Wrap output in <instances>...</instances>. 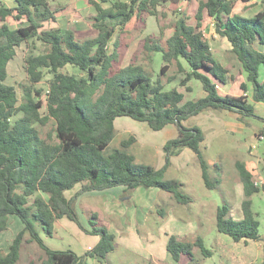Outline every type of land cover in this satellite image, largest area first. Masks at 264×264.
Listing matches in <instances>:
<instances>
[{"label":"trees","instance_id":"obj_1","mask_svg":"<svg viewBox=\"0 0 264 264\" xmlns=\"http://www.w3.org/2000/svg\"><path fill=\"white\" fill-rule=\"evenodd\" d=\"M88 1L96 10L91 25L96 35L79 39L72 29L46 28L57 21L59 13L49 0H0V234L8 230L12 216L23 224L9 251L0 250V264H18L27 244H36L43 253L29 264H87L91 258L103 264L116 249V236L95 213L90 219L93 231L82 226L75 206L80 196L117 187H145L157 188L179 204L189 205L194 198L184 191L183 183L165 179L173 156L191 150L206 188L217 189L220 182L209 174L203 152L205 132L184 123L203 112L221 110L236 113L242 120L261 118L254 103L264 104V0L254 15L236 11L238 4L254 0H189L198 3L195 25L185 17L169 19L164 12V4L179 0H111L109 8ZM151 17L159 23L168 20L160 25L158 36H147L141 46L144 60L162 55L163 67L156 77L135 60L124 66L121 43L115 41L118 33H127L133 20L145 29ZM206 18L229 41L231 54L247 76L241 96H224L216 88L236 79L212 52L203 33ZM167 30L172 31L169 37ZM24 44L33 49L39 44L42 51L27 53V78L19 84V94L7 84L8 66ZM68 66L79 75L67 72ZM172 66L178 67L184 79L167 89L175 77H168L167 82L163 77ZM194 80L206 95L189 100L187 94L193 92L189 84ZM122 117L146 123L154 132L169 125L178 128L179 136L164 145L163 168L136 162L130 152L137 143L134 135L123 140L121 148L108 151L117 133L115 121ZM50 127L52 131L45 133ZM237 169L244 185L243 218L234 219L226 204L217 211V231L235 243L261 241L264 249L253 201L264 192V185H255L244 164L239 163ZM78 186L79 191L68 198L66 194ZM64 218L100 237L98 244L83 256L71 249L50 248L43 235L53 238L57 223ZM196 249L203 256L213 255L200 237L195 241L169 238L167 250L177 264H192Z\"/></svg>","mask_w":264,"mask_h":264},{"label":"rangeland","instance_id":"obj_2","mask_svg":"<svg viewBox=\"0 0 264 264\" xmlns=\"http://www.w3.org/2000/svg\"><path fill=\"white\" fill-rule=\"evenodd\" d=\"M58 1L74 3L77 0ZM262 1L263 0H254L251 4H248L245 7L241 6V4H238L236 11L246 14L251 13L247 15L257 14L262 8ZM164 7L165 8H163V10L168 14L169 19L185 17L191 24L195 25V16L198 11V3L193 5L192 3H188L187 0H180V2L177 4L166 3L164 4ZM167 21V18H163L161 23H159L155 17H151L148 19L147 27L145 29L142 25L138 26L135 21H132L127 27V33H118L116 35L115 41L121 43L120 52L122 54V63L124 66L129 65L135 60V62L145 65L155 77L161 72L163 67L162 55L156 54L153 57V61L148 59L144 60L141 46L143 40L147 36L151 34L158 36L160 34V25H165ZM78 26L80 28H78ZM48 27L49 26L46 25V28ZM73 29L78 31L79 39L90 38L94 36L92 32L87 35L89 30H87L88 28L86 25H77L76 27L74 24ZM166 33L167 37H169L172 34V31L167 30ZM204 33L215 58L230 70V74L233 75L237 81L229 82L223 91L225 93H229L230 95L237 94L241 90L240 85L247 83V76L241 71L239 64L231 54V44L226 38H222L217 33L215 24L209 18L205 19ZM94 34L96 35L95 31ZM36 47V49H33V46L28 48L24 44L21 48L17 49V56L9 64V76L7 79V84L17 88L19 94V84L24 82L27 78L25 72V57L27 53L30 50L36 53L42 51V47L39 44ZM66 71L78 75L80 73L77 69H74L71 66H68ZM168 77H175V79L171 84L167 83V89L177 87L184 79V76L179 73L178 67L176 66H172L167 75L163 77L164 82L168 81ZM47 81L48 76L45 79V82L42 84L44 88H47ZM189 85L193 88V92L187 94L189 100H197L205 97L206 94L202 88V85L198 81L194 80ZM181 89L184 90V88ZM121 121H128L127 130L124 131L120 129V131L116 133V137L110 144L108 151L112 152L116 148H121V142L128 138L131 135L130 132L133 131L138 133V136L142 137L143 139L149 137L151 140H153V146L149 149L147 148V150H142L137 145L131 147L130 152L135 156L136 162L140 164L151 165L156 168L163 167L166 164V156L164 154L165 152L164 150H161L159 147H157V144L162 142L166 133L154 132L146 123L137 122L128 117L120 118L117 122L118 126L120 125ZM51 131V127L45 129V133ZM210 144L211 142L209 141L205 146V158L212 163L214 174L211 178L215 181H221L219 188L214 190L206 189L200 175L201 170L199 168V164H197L199 162L189 161L190 159H188L187 155H183L181 158H179L185 163L176 164L175 166L172 165L173 167L171 166L165 175L166 180H180L181 182L187 184L186 191L196 200L192 206H186L181 210L187 217H194V215L196 216L195 218L191 219L190 223L188 224L191 225L193 229H196V237L188 236L190 238L187 237L184 238V240L195 241L197 237H200L205 241L206 247L213 251L212 256L206 257L203 256L198 249H196L195 261L192 264H261L264 261L263 256L260 255L259 258H255L254 254H249L244 257V254L241 253L242 250H245L242 243L237 245L230 237L220 234L217 231L216 215L218 209L226 204L236 205L239 202L237 201V198L232 196L230 190L228 191L223 173L225 162L229 161V158L233 156V153L230 151L229 147L223 143V138L216 140L213 145ZM198 169L200 171L199 174ZM193 175H195V178ZM188 180L191 181L189 185ZM75 192L76 191H71L67 193V196L71 198ZM163 194L165 196L168 193L162 192L157 188L148 189L145 187H140L136 190H128L125 187H117L106 191L85 194L76 202V211L82 226L87 230L93 231L92 226L90 225V219L92 214L95 213L98 215L100 223L104 224L108 230L114 234L112 229L113 225L110 221L112 216H119L121 219L126 220L130 219L132 216L136 217V213H138V215L141 214L142 216V212L148 210V207L153 204L157 206V210L165 209L166 213H168L167 209L169 211H177L176 207L178 202L174 198L173 199L176 202H173L174 200L169 199L171 200L169 201L171 204L166 209L164 204L166 200L162 198ZM254 209L255 211H260L261 213L259 220L262 222L261 234L264 235V197L256 200ZM233 210L235 213H232L231 210L232 216L236 219H240V213L238 215L235 211L236 209ZM239 210L241 211V208H239ZM154 214L157 215L156 210ZM138 218L140 217L138 216ZM148 218V223L157 226V229L162 231L158 241L159 248L153 249L152 252L158 259L162 261L168 257L171 259L172 257L167 250L168 243L166 234L175 235V232L177 230L180 231L181 226L183 225L177 224L176 222H168V219L165 222H159L157 216L149 215ZM63 221L67 224V229L65 226H61V229L57 223L54 237L49 238L44 236L46 244L54 250L71 249L79 256H83L86 253L88 246L93 245V242L95 241L94 239L96 237L82 231L73 222L67 220ZM148 223L146 224L149 226ZM130 228L132 229V227ZM130 228L129 231L133 241L129 239L118 240L120 245H116L115 252L111 253L107 259L111 264H149L148 260L150 259L146 256L147 254L143 248L147 241L146 236H148V233L146 234V231L144 230V234H142L145 235V239L140 237L136 239V234L133 233ZM22 229L23 224L19 218L12 216L10 218L8 230L0 234V250L8 252L14 238ZM224 242H227L228 244L226 245ZM160 243H163V246H160ZM129 247H132L133 249H129ZM42 254V251L36 244H27L22 251V256L18 264H29L31 260L38 259ZM245 258L248 259L246 262H244ZM93 262V259H88L87 261L88 264H93ZM97 264H99V262H97Z\"/></svg>","mask_w":264,"mask_h":264},{"label":"crops","instance_id":"obj_3","mask_svg":"<svg viewBox=\"0 0 264 264\" xmlns=\"http://www.w3.org/2000/svg\"><path fill=\"white\" fill-rule=\"evenodd\" d=\"M49 1H50V4L53 6V8L58 10L59 13L57 14V21L56 22H51V23L46 24L49 26L48 28L58 27V28H61L63 30H67V29L74 30L73 29L74 24L76 27H77V25H86V27L88 28L87 30H89L87 35L92 32L93 35L95 36L94 30H93L91 25H92V18L96 14V10H95V7L89 3L88 0H77L74 3H65L64 1L61 2L58 0L57 1L49 0ZM95 1L100 3L103 8H109L111 6V2H110L111 0H106L104 2L102 0H95ZM179 2H180V0H179ZM187 2L192 3L193 5L197 4L196 1L187 0ZM80 4H82V5H80ZM241 6L245 7L247 5L241 4ZM80 10H83V11H80ZM247 14H251V13H247ZM209 19H211V18H209ZM133 21H135V20H133ZM211 21H213V20L211 19ZM204 23H205V21H204ZM12 25L15 26V23H12ZM78 28H80V27L78 26ZM203 28H204V24H203ZM87 30H85V31H87ZM74 31L76 32V35L78 37V31H76V30H74ZM261 78H262V80H264V71L263 70H262ZM235 82H237V81H235ZM241 85H240V89H241ZM226 87L227 86H221V89L219 90L221 95H224V96L230 95L229 93H227V92L225 93L223 91V90H225ZM242 93H243V91L241 89L240 92H238L237 94L230 95V96L238 97V96H241ZM254 106H255L256 114L259 117H261L260 119L254 118V117H249V118L242 120L240 118V116L236 113L221 110V111L203 112V113L199 114L198 116L190 118L189 120H187L184 123V125L187 127L198 126V127L202 128V130L205 132L206 138H205V141L203 143V152H204L205 146L207 145V142L210 141L211 142L210 145H213V143L216 140L223 138V143L226 146H228L230 151L233 153V156L229 158V161L225 162L223 173L225 176V183L228 187V191L230 190V192L232 193V196L237 198V201L239 202L236 205L230 204L231 208L233 206V209H236L235 211L238 215L240 213V219H236L232 216V213L234 212V210L232 209L231 216L236 220H241L243 218L242 202L244 200V185L241 181V178H240V175H239V172L237 169V165L239 163L244 164L247 167V169L252 173V175L254 177L253 181L254 182L259 181L261 183V185L259 187H262L264 185V139H262V138H264V104L254 103ZM122 118H124V117H122ZM119 119L120 118H118L115 121V127H116L117 132H119L120 129L126 131L128 121H121L120 125L118 126L117 122L119 121ZM130 131H132V130H130ZM159 132L166 133L164 135V139L162 140V142L157 144V147H159L161 150H163L164 145L167 141H169L171 139H175L179 136V130L175 125H169L166 128H164L162 131H159ZM130 133H131V135H134L136 137L137 143H135L134 145H137L140 149L147 150V148L149 149L150 147L153 146V140H151L149 137L143 139L142 137L138 136V133H136V132L132 131ZM183 155H187L188 159H190L189 161L198 162L194 153L189 149H185L179 155L172 157V159H171L172 165L175 166L176 164L185 163L179 159ZM204 156H205V153H204ZM207 162L210 165L209 174H210V177H212V175L214 174L213 169H212V163L209 162L208 160H207ZM197 164H199V163H197ZM160 168H163V167H159L158 169H160ZM199 168L201 170V173L198 169V174L200 173L202 180H203L202 169L200 167V164H199ZM200 175H198V176H200ZM193 177L195 178V175H193ZM203 182H204V180H203ZM219 182L221 183V181H219ZM182 183L184 185V191L187 194H189L186 191V185L187 184H185L184 182H182ZM190 183H191V181L188 180V185ZM192 183H194V182H192ZM79 189H80V186L76 187L73 191L77 192V191H79ZM192 189H194V188H192ZM162 192H164V191H162ZM91 193H93V192H91ZM86 194H88V193H86ZM84 195L85 194H83L82 196H84ZM189 195H191V194H189ZM82 196H80V197H82ZM162 196H163L162 198H164L166 200V202H164V204H165L166 209H167V207L170 206V204H171V202H169L171 200H169V199L174 200L173 196L169 193L165 196L163 194ZM263 197H264V192H261V193L255 195L253 197L254 207L256 204V200L261 199ZM173 202H176V201L174 200ZM195 202H196V200L194 199L193 203H195ZM193 203H191L189 205H181V204L177 203V207H176L177 211H169L167 209L168 213H166L165 209L157 210V206H155L153 204V205L148 207V210L142 212V214H143L142 216H141V214L138 215V213H136L135 214L136 217L132 216L128 220L121 219L119 216H112L110 221H111V224L113 225L112 229H113L114 235L116 236V245L117 246L120 245L118 242L119 239H124V240L129 239V240L133 241L131 234H130V231H129L130 227H132V229L130 228L131 231H133V233H135L137 235V237L135 235L136 239L138 237L145 239V237H144L145 235H143L144 234L143 231L145 230L146 231L145 233L146 234L148 233V236H146L147 241L144 244L143 248H144L145 253L147 254L146 256L150 259V260H148L149 264H161V263L177 264V263H175V261L172 258L170 259V257H168L164 261H162V260L158 259L155 256V254L152 252L153 249L159 248L158 241L160 239L162 231L158 230L157 226L148 223L149 222L148 217H149V215L150 216L151 215L157 216L159 222H165L168 219V222L171 221V222H176L177 224L183 225V226H181L180 231L177 230L175 232L174 236H176L178 239H184V238H187L188 236L196 237V235H195V234H197L196 229H193L191 225H188L190 223V220L195 218L196 216L194 215V217H191V216L187 217L181 211L186 206H192ZM239 208H241V211L239 210ZM155 210L157 211V215L154 214ZM255 212L257 213L258 218L260 219V215H261L260 211H255ZM138 216L140 218H138ZM63 220L70 221L67 218H64L61 220V223L60 222L58 223V225L60 227L65 226L67 229V224ZM146 223H148L149 226ZM261 227H262V222H261ZM61 229H62V227H61ZM92 236L96 237L94 239L95 241L93 242V245L88 246L86 252L89 251L90 249H93L98 244V242L100 240L98 236H95V235H92ZM166 236H167V243H168L169 238L172 235L166 234ZM262 236L264 237V235H262ZM190 237H188V238H190ZM43 238H44V235H43ZM224 243L226 245L228 244L227 242H224ZM240 243L243 244V248L245 249V250H242V252H241L244 254V257H246L249 254H251V255L254 254L255 258H259L260 255L264 257L263 242H261V241L260 242L248 241L247 243H245V242H240ZM240 243H236V244L240 245ZM160 246H163V243H160ZM129 249H133V248L129 247ZM224 254H226V253H224ZM91 259H93V261H94L93 264H97V262H99L96 258H91ZM247 260L248 259L245 258L244 262H246ZM99 264H102V263L99 262ZM103 264H111V263L109 260H107Z\"/></svg>","mask_w":264,"mask_h":264},{"label":"built area","instance_id":"obj_4","mask_svg":"<svg viewBox=\"0 0 264 264\" xmlns=\"http://www.w3.org/2000/svg\"><path fill=\"white\" fill-rule=\"evenodd\" d=\"M213 23H214V22H213ZM214 24H215V23H214ZM203 33H204V28H203ZM204 35H205V33H204ZM216 88H217L218 90H220V89H221V86H220V85H217ZM246 96H250V94H246ZM262 139H264V138H262ZM254 183H255L256 186H260V185H261V183H260L259 181H255Z\"/></svg>","mask_w":264,"mask_h":264}]
</instances>
